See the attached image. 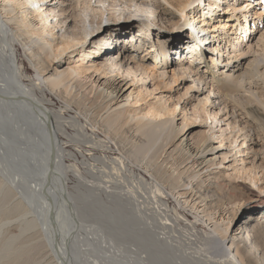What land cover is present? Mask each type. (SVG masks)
<instances>
[{
  "label": "bare ground",
  "instance_id": "1",
  "mask_svg": "<svg viewBox=\"0 0 264 264\" xmlns=\"http://www.w3.org/2000/svg\"><path fill=\"white\" fill-rule=\"evenodd\" d=\"M46 1L49 0H0V224L9 217L7 222L0 225V264H36L37 262V256L33 257L34 251L24 253L21 245L14 247V241L7 243L4 240L5 233L11 232L10 227L12 228L13 225L19 228L22 235L25 232L27 234L34 232L28 238L29 240L40 237V241H36L32 249L39 247L37 251H42V259L39 261L46 264H92L91 260L94 258L95 264H101V260L106 261V264H154V262L162 264L160 256L163 255V251L149 252L152 245L149 243L150 238L154 239L156 243L173 245V238L177 237L174 235V232L177 231L174 227L182 222V218L189 220L188 216L177 208H173L174 213L169 209V197L164 188L165 183H168L170 187L168 191L174 195L178 194V198L184 197V202L191 209L199 211L202 207L200 212L204 213L208 220L215 219L214 215L217 214L218 218L223 220L228 218L229 220L228 226L221 229L218 227L217 218L215 230L223 234L222 240H231L230 247H226L221 256H213L211 253L200 254L199 258H192V260L196 259L195 264H216L214 260H217L218 264H264V196L249 184L241 183L240 186H236V190L232 194L230 193L228 199H225L227 198L224 195L225 191L227 192L225 188L227 182L224 179L225 171L219 170L216 173V171L210 170V165H215V163H213L212 157L206 159L208 156L206 155L207 150L204 148L207 141L206 136L196 146H192L189 143L190 139L186 136L189 129L177 139L176 137L171 139L172 146L176 145V148L181 150V153L186 156L185 160L189 162L187 165L190 164L189 168H192L191 173L194 172L187 178H182L178 183H172L170 178H165L166 173H170V171L163 172L153 164L146 166H141L139 163L134 164L127 158L128 144H136L141 140V137L135 132L136 130H133V126H128L121 132H112L94 120L95 118L91 120L90 127H85L79 116L71 118L65 116L72 104L77 106L81 113L84 109V115L87 111L97 110L102 104V100H106L104 101L105 106L101 105L99 113L118 104L125 85L119 75H125V72L130 75L133 71L131 66L124 69V64L118 61V57L123 55L120 48H118L120 55L114 57L115 54H111L112 56L109 58L110 61L112 60L111 62L103 61L92 65L94 71L102 70V73L106 75L111 73L112 75L108 78L96 79L90 72L88 74L91 66L83 64L59 70L65 52L79 45L84 47L88 42H94L96 36L102 31L99 29L104 22V16H102V10L98 11L95 8V6L100 7L101 5H92V0H84L83 18L77 13L75 6L68 15H66V9L62 7L59 9L57 7L43 8V3ZM99 1L103 2V0ZM131 2H136V5L140 2V8H147V4H149L146 0H131ZM260 2L264 3V0H260ZM207 6L209 10L211 2ZM185 7L187 6L185 5ZM23 8L25 10H22ZM262 9L264 13V7ZM193 12L190 16V19H193L190 24L193 28L196 20L202 21V26L215 24L216 17L213 18V14L216 13L215 7H211L209 11L199 10L197 12V10H193ZM257 12L259 14L255 17L251 16L252 14L242 16L238 13L236 16H240L236 18L235 16H219V20L223 21L222 29L237 27L236 20H247L246 28L240 26V32H236L239 34V41H242V35L248 36L254 30L252 28H258L260 25L263 13H260L259 8L256 10ZM51 15L58 18H55L58 20H55V25L52 23ZM59 15L64 16L58 17ZM78 16L80 17L79 24L76 21ZM130 16L132 17V14ZM5 17L9 20H5ZM107 19L111 20L112 18L109 16ZM67 20L74 22V25L71 27L70 23H66ZM63 23L67 25H63ZM77 24L78 26H76ZM80 24H82L81 27ZM109 28L107 27L105 31L109 32ZM61 29L64 31L59 36L57 32ZM34 36L40 38L41 42H46V44L43 43L44 45H50V50L45 51L44 45L35 48L33 45ZM191 36H194L192 32ZM196 36L203 42L202 36L200 37L198 33ZM104 37L98 40L96 46L94 45L91 49L87 48L88 51L84 47V55L90 56L103 52L104 46L101 43L105 40ZM219 38L221 39V37ZM50 39L58 41L51 43ZM224 39L228 41L226 35L223 36L222 40ZM106 40L109 42L111 38ZM17 42L22 43L25 47L28 46L29 59L39 73L44 74V77L49 75L46 77L49 89L59 98L65 100L64 108L54 110L47 107L48 102L55 103V101L51 93H47L43 88L42 82L26 86L27 82L24 76H27V71L24 63H21L24 66L22 71L17 68L19 66L15 51ZM233 47L236 48L235 44ZM196 49L202 50L198 45ZM117 58L118 60H115ZM261 63V60L255 58L249 63L252 69H246L244 73L249 77L264 75V70H262L264 66L260 67ZM138 70L139 68L134 73L133 81L139 75L143 79L145 78L143 75L147 74V71H143L142 68L141 73L137 75ZM169 72H172L171 76H168L170 82L171 79L177 81V77L184 75L182 72L177 73L178 71L175 69ZM152 75L155 76L154 72ZM150 76L147 75V77ZM224 84V91L237 90V87L229 82ZM73 88L76 90L71 99L68 97L71 96ZM79 95H81V99L76 98ZM158 108H151L146 115L157 116L171 111L164 107V109H160V106ZM247 108L255 115H263V112L259 113L256 106L249 105ZM145 126L139 127L140 132L146 134L150 139L151 146H154L158 141L156 133L148 132L149 128L147 129ZM69 128H75V132L70 133ZM100 131L108 135L110 142L100 139L98 134ZM61 135L69 140L65 141ZM72 142L78 144L77 146L85 158L83 161L78 162L80 160L78 154L68 150V143ZM112 144L120 150V154L109 159L105 153L107 150L113 149ZM210 146L211 150L214 149L212 143ZM98 149L105 151V156H95V151ZM143 149H137L135 153H138L140 157L144 156L148 151ZM83 150H85L84 153ZM200 151L201 154L198 155ZM90 155L93 157L91 161ZM70 158L78 161L68 164ZM141 163L143 164V162ZM176 168L174 169L177 170ZM174 172L172 170V173ZM71 176L77 179V184L72 189L68 185L72 179ZM251 181L255 184L258 182L255 177ZM259 188L261 189V187ZM238 190H242L245 195H241ZM101 195L110 199L108 202H104L103 206L108 203L106 207L98 204ZM17 199L20 200L10 207V201L12 200L14 203ZM129 205L133 206L134 212H131ZM229 205H232V210L226 211ZM54 209L59 214L57 226L52 218ZM12 211L13 217L18 213L21 214L20 212L22 215L14 220L11 217ZM240 211H248L247 217L235 220ZM129 213L131 215L134 213L131 219L134 218L135 221H138L136 226L133 224L134 222L131 223ZM112 225L115 227V231L121 230V228L128 230V233L131 231L136 240L138 238L143 242V245L140 246L142 248L135 250L136 256L133 253L130 257L123 255L122 251L125 252V250L118 247L117 237L111 232ZM229 231L230 234L227 237L225 234ZM13 237L19 238L18 235H13ZM28 239L27 241H29ZM131 246L133 247V245ZM153 246L155 247L154 243ZM16 247H20V250L17 251ZM94 247L97 249V253L94 252L96 256L90 257L94 253L92 252L91 255L89 250ZM130 251L129 249L128 255H130ZM153 254L156 257H153ZM198 259H201V262H198Z\"/></svg>",
  "mask_w": 264,
  "mask_h": 264
},
{
  "label": "rangeland",
  "instance_id": "2",
  "mask_svg": "<svg viewBox=\"0 0 264 264\" xmlns=\"http://www.w3.org/2000/svg\"><path fill=\"white\" fill-rule=\"evenodd\" d=\"M83 1L84 0H49L43 3V8L53 9V7H57L59 9L62 7L66 9L65 12L66 15H68L69 11L75 6L77 13L83 18L85 7V1L84 3ZM146 1L149 3L147 4V8H140V2L136 5V2H131V0L91 1L92 5H101L100 7L95 6V8L98 9V11L102 10L104 22L99 29V31H102L96 36L94 42H88L84 47H86V49H91V47L94 45L96 46L98 40L104 36L105 40L111 38V41L106 42L108 40H103L101 44L104 46L102 48L104 51L102 50L103 52L91 54L90 56L84 55L83 49L85 48L81 45L72 48L63 54L64 56L61 59L63 63L61 67L59 66V70L83 64L85 66H91L88 74L91 73L96 79L101 77L103 79L108 78V76L112 75L111 73L106 75L102 73V70L94 71L92 65H97L103 61L111 62L112 60H109L112 56L111 54H115L114 57H117L120 55L118 52V48H120V52H123V55L118 57L119 60L118 58L115 60L124 64V69L131 66L133 72L130 75L126 74V72L124 73L125 75H119L120 79L125 82V85L118 99V104L113 105L111 108L108 107L99 113V110L102 108L101 105L105 106L104 101L106 100H102V104L101 102L99 103L101 107L99 106L95 111H87L88 113L86 112V115H84V109H82L81 113L78 107L72 104L73 106L71 105V107H69L65 116L67 118L79 116L85 127H90L92 123L91 120L95 118L94 120L103 124L105 128L112 132H121L128 126H133V130H136L135 132L141 137V140L136 144H128L126 151L127 158L134 164L139 163L141 166L153 164L163 172L170 171V173H166L165 178H170L172 183H178L182 178H187L188 175L194 173H191L192 168H189L190 164L187 165L189 162L185 160L186 156L181 153V150L176 148V145L172 146V143H170L172 138L176 137L177 139L182 133H185L189 129L186 136L190 139L189 143L192 146H196L197 143H200L203 137L206 136L207 141L204 145L205 150H207L206 155H208L206 159L212 157L213 163H215V165L208 164L210 165V170L216 171V173L219 170H221V172L225 171L224 179L225 182H227L225 186L227 192L225 191L224 194L227 198L225 199H228L230 193L232 194L236 190V186H240L241 183L249 184L264 196V75L249 77L248 74L244 73L246 69H252L249 63L255 58L262 61L260 67L264 66V13L262 12L264 3H261L260 0ZM209 2H211V7H215L216 15L213 14V18L216 17L214 20L215 24L213 26H202V21L196 20L194 29L190 25L193 21V19H190L191 12H193V10H197V12L199 10L209 11L211 8L210 7L209 10L207 9ZM185 5L187 7H185ZM258 8L260 9V13H263L261 21L259 22L260 25H258V28H252L254 30L248 36L242 35V41H239V34L236 32H240V26L246 28L245 22L247 20H236L235 24H237V27L233 26L230 27V29H222L223 21L219 20V16H235L236 18L240 16H236L238 13L242 14V16L245 14L247 16L252 14L251 16L254 15L255 17V15L259 14V12L256 13ZM22 10L25 9L23 8ZM131 14L132 17L130 16ZM18 15L20 16L21 13ZM53 16L54 15H51V18H53L52 23L54 24L56 23L55 20L58 18L55 17L57 18L55 19ZM63 16L64 15H59L58 17ZM109 16H111V20L107 19ZM79 19L80 17L78 16V18H76L78 24L80 23ZM5 20L9 19L5 17ZM69 20H67L66 23H70L72 27L74 22H69ZM13 21L14 20L11 22ZM67 24L63 23V25ZM78 24L76 26H78ZM81 25L82 24L79 26L81 27ZM107 27H110V33L105 31ZM64 29L58 30L57 35L59 33L60 36ZM195 30H197L200 37L202 36L203 42L197 39ZM191 32L194 36H191ZM225 35L228 41H226V39L222 40ZM218 36L221 37V39ZM218 38L219 40H217ZM34 39L33 45L35 48L46 44L44 41L41 42L40 38L34 36ZM50 40L51 43L58 41ZM233 44H235L236 48L233 47ZM47 45H44L45 51L50 50V45ZM197 45L201 47L202 50L196 49ZM27 48L28 46L25 47L20 42L15 43L16 56L20 63H18L19 66L17 68L22 71L25 66V70L27 71V76L23 75L27 82L26 86H31L32 83L42 82L43 88L47 93H51L55 101V103L48 102L47 107L54 110L64 108L66 106L65 100L59 98L56 93L49 89L47 84L48 79H46L49 75L44 77V74L39 73L29 59L30 51L27 50ZM42 53L44 54L45 52ZM84 57L85 60H83ZM21 63H24V66ZM138 68L137 75L141 73L142 68L143 71H147V74L143 75L145 78L141 79L139 75V77L134 78L135 81H133L134 73ZM172 69L178 71L177 73L182 72L184 75L182 77H177V81H172L171 79L170 82L168 76H171L172 72L169 71ZM262 70H264V68ZM153 72L155 76L152 75ZM166 72L168 73L165 74ZM147 75L151 76L147 77ZM237 76L239 77L236 78ZM225 82H229L231 85L236 86L237 90H233L232 92L224 91L225 86L223 85H225ZM75 90L76 89L73 88L71 96L68 98H73ZM76 98L81 99L82 97L79 95L78 97L76 96ZM249 105L256 106L259 113L262 114L263 112V115H255L250 112L247 108ZM157 106H160V109L168 108L171 111L157 116L146 115L151 108H158ZM140 126H145L147 129L149 128L148 132L156 133L158 141L154 146H151L150 139H148L147 135L140 132ZM74 129L75 128H69V132L73 134L75 132ZM98 134L102 141L110 142L105 132L100 131ZM153 137L150 138L153 139ZM61 138L65 141L69 140L63 135H61ZM74 142L68 143V150L75 151L80 160L78 161L74 158H70L68 159V164L76 161L81 162L85 159L77 146L78 144ZM211 143L214 145V149L212 150L210 146ZM112 145L113 149H111V151L107 150V153H105L102 149H98L95 151V156H105V154H107L106 156L109 159L116 157L120 154V150L114 144ZM140 148H145V150L148 151L147 154L145 153L144 156L140 157L138 153H135L136 150ZM82 152L84 153L85 150ZM200 154L201 151L198 155ZM92 158L93 157L90 155V161ZM141 162H143V164ZM172 170L175 172L172 173ZM253 177L257 178V184L251 181ZM71 178L72 179L68 182L70 189L77 184V179L72 176ZM259 187H261V189ZM164 188L169 197V209L174 213L173 208H177L182 213L184 212L189 220L182 218V222L174 227L177 230L174 232V235L177 237L173 238V245L169 243H156L154 239L152 240V238H150L149 243L152 245L150 246L151 248H149V252L155 250L158 252L163 251V255L160 256L162 264H195L196 259L192 260V258H199L200 254L207 255V253H211L213 256H221L226 250V247H230L231 240H222L223 234L215 230V220L218 218V214L214 215L216 217L215 219L208 220V217L200 212L202 211V207H200L199 211L191 209L190 206L188 207V204L184 202V197L180 196L178 198V194L174 195L168 191L170 188L168 183H165ZM238 192L241 195H245L242 190H238ZM106 197L105 195L99 196L100 201L98 204L100 206L106 207L108 205L107 203L105 204L106 206H103L104 202L106 203L110 200ZM19 200L20 199L15 200L14 203L11 200L9 203L10 207ZM91 202H93V200H91ZM231 206L232 205H229L226 211L232 210ZM128 207L132 212L133 206L129 205ZM13 211L11 212V217H13ZM16 212H19V210H16ZM20 213L21 214L18 213L15 215L13 219L16 220V218H19L22 215V212ZM133 214L134 213H132V215L130 213L128 214L130 219ZM247 215L248 211H240L235 220L238 218L244 219ZM8 218L2 221L0 225L7 222ZM136 222L138 221H135L134 218L133 220L131 219V223L135 226L137 225ZM228 224V218H225V220L218 218L219 228L222 229V227H227ZM126 228L128 229V227ZM10 229L11 232L5 233L4 240L7 243L8 241H14V247L16 245H21L24 253L34 251L33 257L35 258L37 256L36 264H46L45 262H41V260L39 261V259H42V251H37L39 247L32 249L36 241H40V237L32 239L35 241L33 242L28 238L34 232L28 234L25 232L26 234L23 233L22 235L20 234L19 228L14 227V225L12 228L10 227ZM111 232L117 237L118 242H116L118 247L125 250V252L122 251L124 256L130 257L132 253L136 256L137 254L135 255L134 253L136 252L135 250L142 248L140 246L143 245V242H141V240L139 241L138 238L136 240V238L132 236L134 234H131V231L128 233V230L125 228L115 231V227L112 225ZM148 233L153 236L150 232ZM223 233L225 234V232ZM229 234L230 231L225 235L228 237ZM13 235H18L19 238L16 237L15 239ZM27 239L29 241H27ZM131 245H133V247ZM19 248L20 247H16L15 249L18 251L20 250ZM95 248L96 247L89 250L91 255L92 252L97 253V249ZM129 249L131 250L130 255H128ZM95 253L90 257L96 256ZM154 254L153 257H156ZM94 259L91 260L90 258V260L93 261L91 262L92 264H95ZM172 260L173 262H171ZM197 261L201 262V259ZM105 262L106 261L101 260L100 263L106 264ZM217 262V260H214V263L218 264Z\"/></svg>",
  "mask_w": 264,
  "mask_h": 264
},
{
  "label": "water",
  "instance_id": "3",
  "mask_svg": "<svg viewBox=\"0 0 264 264\" xmlns=\"http://www.w3.org/2000/svg\"><path fill=\"white\" fill-rule=\"evenodd\" d=\"M58 215H59L58 212H56V210L54 209L53 212H52V218H53L54 224L56 226L59 224V217H58Z\"/></svg>",
  "mask_w": 264,
  "mask_h": 264
}]
</instances>
